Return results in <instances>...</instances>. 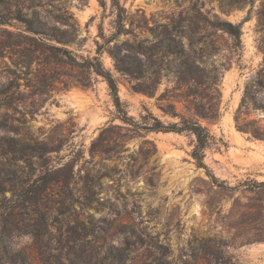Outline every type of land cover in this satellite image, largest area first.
I'll return each instance as SVG.
<instances>
[{
  "label": "rangeland",
  "instance_id": "obj_1",
  "mask_svg": "<svg viewBox=\"0 0 264 264\" xmlns=\"http://www.w3.org/2000/svg\"><path fill=\"white\" fill-rule=\"evenodd\" d=\"M121 4L126 10L127 27L133 23L134 34L138 35L134 36V60L142 41L147 39L143 47L156 43L149 29L168 18L179 20L190 8H201L211 19L218 17L241 25L240 62L234 57L231 67L223 71L220 121L205 124L216 138V144L206 151L205 163L217 184L224 185L211 184L206 171L196 166L191 157L196 144L193 135L147 132L122 123L102 77L59 65L58 52L52 48L59 45L47 40L46 49L39 48L26 39L32 35L15 19L28 16L50 29L60 27L61 21L69 22L77 32L67 48L79 63L83 62L81 56L85 60L99 56L103 67L117 80L122 105L134 122L142 123L141 117L149 112L170 122L157 101L168 86L166 81L151 98L136 92V82L116 69L110 52L132 40L124 36L111 39L117 26L112 0H0V90L11 80L22 86L28 81L38 82L44 68L50 70L49 75L55 71L62 75L61 80L69 82L68 86L57 83L39 112L27 117L26 123L0 103V144L15 134L51 141L59 149L46 155L50 168L57 170L74 163L75 172L81 170L83 176L94 177L98 200L89 209L77 205L76 210H70L68 200L60 206L62 194L55 187V192L49 191L50 195L43 196L37 205L27 204L15 211L20 212L25 234H11L1 217L10 206L11 186L26 189L25 179L32 174L38 176L42 169L37 160L32 167L24 162L12 163L11 155L2 156L0 148V264H19V254L28 264H101L104 258L105 264H205L201 258L208 247L206 241H229L239 225L247 224L251 233L258 228L254 214L257 203H264V192H252L250 188L254 181L264 182V141L239 131L236 116L246 87L257 80L262 69L264 0H121ZM144 27L146 31L141 33ZM215 39L218 49L210 64L220 65L232 55L231 41L221 31L216 32ZM26 54H30L31 62L19 68L20 78L15 80L10 73L16 69L14 62L28 60ZM87 77L92 82L90 88L78 84ZM258 90V100L264 107V84ZM22 92L28 94L31 89L23 87ZM30 104L28 99L26 105ZM178 111L183 112L182 106ZM241 118L244 122L256 121L264 129L262 109L243 110ZM10 177L15 180L9 181ZM3 188L8 191L2 194ZM41 214H46L50 226L49 234L38 240L26 232L33 231V225H37L36 230H44ZM75 214L88 225L87 237L73 245L75 254L68 258L69 245H64L70 235L64 222H74ZM211 247L215 249L213 243ZM125 248L128 260L113 262L112 257L118 258ZM224 257L234 264H264V243L236 248L228 245Z\"/></svg>",
  "mask_w": 264,
  "mask_h": 264
},
{
  "label": "trees",
  "instance_id": "obj_2",
  "mask_svg": "<svg viewBox=\"0 0 264 264\" xmlns=\"http://www.w3.org/2000/svg\"><path fill=\"white\" fill-rule=\"evenodd\" d=\"M112 3L117 11V26L111 39L117 40V38L124 36L130 37L132 40V42L129 40L124 41L121 46L117 45L116 49L110 52L116 69L122 75H126L136 82L134 86L136 92L151 98L157 95L159 86L166 81L168 86L157 101L160 102L158 108L163 115L172 119L170 122H164L150 112L148 115L141 117L142 123L134 122L122 105L117 80L103 67L99 56L87 60L81 56L83 62L79 63L77 62V56L67 48V46L74 43L75 33L77 32L75 26L68 24L69 22L61 21L60 27L50 29L46 23H36L28 16H18L15 19L24 25L25 32L32 35V37L26 39L33 41L39 48L46 49L47 40L59 45L52 47L54 51L58 52L59 65L65 64L78 67L85 72L102 77L108 84L117 117L122 123L147 132L188 133L193 135L196 144L191 152V157L196 166L206 171L211 184L223 186L224 184H217L219 183L218 180L210 173L205 163L206 151L211 145L216 144V138L205 124L213 125L220 121L222 104L220 86L224 76L223 71L231 67L234 57H238L237 61L240 62L243 35L241 25L220 20L218 17L211 19L201 11V8H190L184 12L185 16H182L183 13L180 15L179 20H169L168 18L165 23H156L155 29H149L154 32L156 43L152 47H143L147 39L142 41L135 52L134 60V36H138L134 34V24L130 23V27H127L128 18L121 0H112ZM61 25H68L69 27L62 28ZM145 29V27L140 28L141 33H145ZM218 31L230 38L229 48L232 55L227 57L222 64L214 65L210 62L212 55L217 53L215 36ZM13 54L17 55L15 52ZM29 56L30 54H26L28 60L23 59L22 62H14L16 69H12L10 73L15 77V80L20 78V74H17L19 68L30 64ZM45 63L47 64V62ZM40 73L41 76L38 78V82L28 81L27 84L22 86L11 80L5 89L0 90L1 106L12 110L15 114H19L23 119V123L27 122V117L33 118L39 112L48 100L49 92L56 87L57 83H63L65 86L69 85L67 80H61L62 75L60 73L54 71L52 75H49L51 72L47 68L42 69ZM78 84L85 88L92 87L91 79L88 77L86 80L78 82ZM263 84L264 60L257 80L245 89L236 116L237 129L261 141H264V129L258 127L256 121L244 122L241 115L243 110L248 111L251 108L264 111V107L258 100V88ZM23 87L25 89L30 88L31 92L25 94L22 92ZM1 97H3L2 100ZM28 99H31L30 106L26 105ZM179 105L182 106L183 112L178 111ZM7 115L5 114V116ZM149 120L152 123H149ZM0 148L2 156L11 155L10 161L12 163L24 162L32 167L34 165L33 161L37 160L39 162L38 166L42 169L41 174L38 176L35 177L32 174L33 177L25 179L23 184L28 185L26 189L17 190L15 185L11 186L12 190L10 191L13 196L9 199L10 206L7 208V212L1 214L3 221L9 226L8 230L11 234L16 236L25 234L22 230V220L19 218L21 216L20 212L15 211L26 207L27 204L37 205V202L43 196H48L51 192L54 193L53 188L55 187L62 194V202H59L60 206L65 205L64 203L68 200L70 210H76L77 205H80L81 209H89L92 207L93 202L98 201L96 199L97 191L94 177H90L89 174L83 176L81 170L75 172L74 163H67L57 170L50 168L46 155L50 152H57L59 149L53 147L51 141L40 142L29 136L19 137L15 134L14 137L0 144ZM12 174L16 176L15 173L12 172ZM13 180H15L14 177L9 178V181ZM250 190L252 192H264V182L254 181ZM7 191L6 188H3L1 193ZM49 191L50 194H48ZM37 213L34 212V214ZM40 216V220L45 226L44 230H36L37 225H33V231L26 232L38 240L49 234L48 227L50 226L47 223L46 214ZM75 217L74 222H71V220L64 222V225H67L68 228L67 233L70 235L64 245V247L66 244L69 245L68 258L75 254L73 245L83 243L87 237L88 225L84 220L78 219L77 214H75ZM254 217L255 222L258 224V228L254 233H251L245 226L247 224H244L235 229L236 233L229 241L224 239L218 241L209 239L206 241L208 247H206L204 256L201 258L205 264H234L230 259L224 257V251L228 245L236 248L253 243H264L263 202L259 201L257 203ZM228 227L231 228L229 224ZM60 232L62 231L60 230ZM59 239L60 242L64 243L61 238ZM212 243L215 249L211 247ZM126 251V248L123 249L118 258L113 256L112 261L116 262L118 260L121 263V261L128 260ZM106 259L104 258L101 264H105ZM18 263L28 264V260L22 254H19Z\"/></svg>",
  "mask_w": 264,
  "mask_h": 264
}]
</instances>
